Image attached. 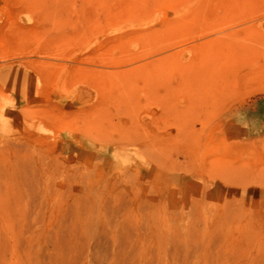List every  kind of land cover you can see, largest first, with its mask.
<instances>
[{
  "label": "rangeland",
  "instance_id": "obj_1",
  "mask_svg": "<svg viewBox=\"0 0 264 264\" xmlns=\"http://www.w3.org/2000/svg\"><path fill=\"white\" fill-rule=\"evenodd\" d=\"M0 264H264V0H0Z\"/></svg>",
  "mask_w": 264,
  "mask_h": 264
},
{
  "label": "bare ground",
  "instance_id": "obj_2",
  "mask_svg": "<svg viewBox=\"0 0 264 264\" xmlns=\"http://www.w3.org/2000/svg\"><path fill=\"white\" fill-rule=\"evenodd\" d=\"M123 158H124L125 163L128 164L129 163L128 154H126Z\"/></svg>",
  "mask_w": 264,
  "mask_h": 264
}]
</instances>
